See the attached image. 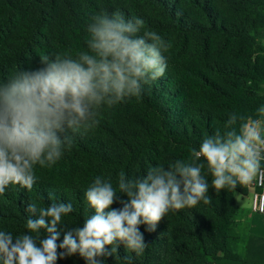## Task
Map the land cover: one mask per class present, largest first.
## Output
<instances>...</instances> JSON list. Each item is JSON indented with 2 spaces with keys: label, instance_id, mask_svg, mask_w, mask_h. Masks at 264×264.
I'll return each mask as SVG.
<instances>
[{
  "label": "trees",
  "instance_id": "trees-1",
  "mask_svg": "<svg viewBox=\"0 0 264 264\" xmlns=\"http://www.w3.org/2000/svg\"><path fill=\"white\" fill-rule=\"evenodd\" d=\"M117 9L126 19L142 18L145 30L172 42L164 53V76L143 85L139 98L103 106L99 125L75 135L55 165L36 166L31 191L9 185L0 195V231L36 235L26 228L25 207L35 202L46 208L54 194L75 209L57 225L59 244L65 232L95 214L84 196L95 177H111L116 187L120 173L132 179L157 165L187 161L205 136L224 130L229 113L254 115L264 105V0H0V83L23 68L39 67L41 55L75 58L88 51L91 17ZM208 181L210 204L169 211L153 233L140 226L147 244L142 256L120 244L112 257L98 259L127 264L124 257L130 255L134 264H264V239L247 233L245 239L259 246L241 255L234 249L239 212L234 195L247 188L216 193L210 176ZM56 264L86 262L77 253Z\"/></svg>",
  "mask_w": 264,
  "mask_h": 264
},
{
  "label": "clouds",
  "instance_id": "clouds-1",
  "mask_svg": "<svg viewBox=\"0 0 264 264\" xmlns=\"http://www.w3.org/2000/svg\"><path fill=\"white\" fill-rule=\"evenodd\" d=\"M144 25L142 18L126 19L119 9L111 14L102 10L87 27L88 51L77 52L75 58L68 53L41 55L39 67L23 68L0 83V195L9 185L31 191L36 166L55 165L75 135L99 125L103 106L139 98L143 85L164 76V53L172 42ZM208 176L216 193L238 186L264 188V105L254 115L229 113L224 130L205 136L187 161L157 165L132 179L120 173L116 187L111 177H95L84 193L95 214L82 227L65 232L59 244L57 225L75 211L72 203L57 202L54 194L46 208L27 203L26 228L36 235L14 237L0 231V259L3 264H56L78 253L86 264H104L98 258L112 257L120 244L138 258L147 247L141 225L153 233L169 211L212 202ZM117 202L121 207L113 208ZM124 259L134 264L132 256Z\"/></svg>",
  "mask_w": 264,
  "mask_h": 264
},
{
  "label": "crops",
  "instance_id": "crops-1",
  "mask_svg": "<svg viewBox=\"0 0 264 264\" xmlns=\"http://www.w3.org/2000/svg\"><path fill=\"white\" fill-rule=\"evenodd\" d=\"M251 188H247L246 194L236 193L234 199L239 209L241 220L246 222V231L249 235L264 239V215L251 211Z\"/></svg>",
  "mask_w": 264,
  "mask_h": 264
},
{
  "label": "rangeland",
  "instance_id": "rangeland-1",
  "mask_svg": "<svg viewBox=\"0 0 264 264\" xmlns=\"http://www.w3.org/2000/svg\"><path fill=\"white\" fill-rule=\"evenodd\" d=\"M236 223V235H237V241L234 243V249L238 251V254H242L243 251L246 250V248L249 247H257L259 246V243L251 238L245 239L246 236H248L246 231V222L241 220L239 212L237 215V218L235 220Z\"/></svg>",
  "mask_w": 264,
  "mask_h": 264
},
{
  "label": "built area",
  "instance_id": "built-area-1",
  "mask_svg": "<svg viewBox=\"0 0 264 264\" xmlns=\"http://www.w3.org/2000/svg\"><path fill=\"white\" fill-rule=\"evenodd\" d=\"M250 208L252 212L264 215V188L252 187Z\"/></svg>",
  "mask_w": 264,
  "mask_h": 264
}]
</instances>
